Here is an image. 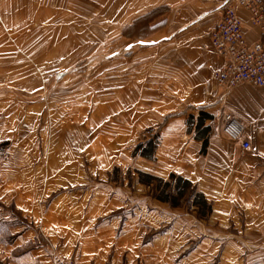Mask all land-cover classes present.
Segmentation results:
<instances>
[{"label": "rangeland", "instance_id": "1", "mask_svg": "<svg viewBox=\"0 0 264 264\" xmlns=\"http://www.w3.org/2000/svg\"><path fill=\"white\" fill-rule=\"evenodd\" d=\"M138 8V0H0V264H22L28 250L43 244L51 264H78L77 250L61 255L45 235L57 227L49 223L48 212L69 214L83 208L72 198L114 194L127 201L146 196L148 211L162 203L153 196L156 183L138 182L140 156L132 153L148 140L156 149L164 121L150 128L140 122L158 96L184 100L187 90L169 93V69L176 67L178 55L206 50L201 40L186 43L185 36L154 44L171 33L167 25L174 11L159 7L137 18L142 12ZM216 70L210 74L213 87L229 91L245 85H219ZM208 107L184 111L186 131L201 146L195 137L196 121L200 113L210 116L204 121L210 129L206 151L200 150V155H206L218 135L234 142L223 134V121L205 112ZM227 114L239 119L233 112ZM154 154L155 150L150 160ZM192 195L171 208L198 217ZM92 205L95 210L108 209L96 202L83 209L94 210ZM27 206L33 207L34 217L21 212ZM136 206L134 199L118 212ZM22 231L28 238L13 247Z\"/></svg>", "mask_w": 264, "mask_h": 264}, {"label": "crops", "instance_id": "2", "mask_svg": "<svg viewBox=\"0 0 264 264\" xmlns=\"http://www.w3.org/2000/svg\"><path fill=\"white\" fill-rule=\"evenodd\" d=\"M225 2L138 0L142 12L137 18L159 7L174 11L167 25L171 33L153 40L154 44L185 36L186 43L201 40L206 51L178 55L176 67L169 69V93L187 92L182 101L158 96L151 102L153 110H148L140 124L150 128L164 121L160 142L152 160L136 159V169L163 179L170 173L187 179L210 204V215L199 219L195 212L184 213L158 202L148 211L146 196L127 201L114 194L79 196L82 199L72 198L76 207L82 203L86 208L88 202H96L108 209L95 210L92 205L94 210L54 212L53 219L48 212L49 223L57 227L44 234L57 244L59 254L71 256L77 250L78 264H264V88L242 85L226 91L213 87L210 81L211 71L221 66V60L212 51L208 33L218 22ZM236 11L248 44L260 40L247 13L239 7ZM204 104L210 106L205 112L216 121L233 112L245 125L242 139L249 148L218 135L210 141L206 155H200V142L186 131L184 111ZM119 154L124 157L126 153ZM134 199L138 206L118 212ZM28 202L33 204L34 199L29 196ZM21 212L26 218L34 217L31 206ZM23 232L13 247H20L28 238ZM21 263L51 264L50 251L44 244L40 249H30Z\"/></svg>", "mask_w": 264, "mask_h": 264}, {"label": "built area", "instance_id": "3", "mask_svg": "<svg viewBox=\"0 0 264 264\" xmlns=\"http://www.w3.org/2000/svg\"><path fill=\"white\" fill-rule=\"evenodd\" d=\"M234 1L247 13L248 21L258 31L260 40L248 44L232 0H227L221 17L208 33L212 51L221 60V66L214 73V80L227 88L242 84L264 88V0ZM222 132L229 140L239 141L245 132V125L227 114L223 117ZM240 143L243 149L249 148L247 141L242 139ZM53 264L68 262L55 260Z\"/></svg>", "mask_w": 264, "mask_h": 264}, {"label": "trees", "instance_id": "4", "mask_svg": "<svg viewBox=\"0 0 264 264\" xmlns=\"http://www.w3.org/2000/svg\"><path fill=\"white\" fill-rule=\"evenodd\" d=\"M207 114L200 113L196 121V139L202 142L201 152L205 153L207 147L209 127L204 126L205 119H209ZM189 121H192V116H189ZM132 153L134 156L151 159L155 150V145L151 140H148L144 145H137ZM1 148V145H0ZM138 182L145 186H152L156 183L153 191L154 198L162 203H168L170 207H178L187 194H193L191 206L196 209L198 217L206 218L211 212V206L199 192H196L193 185L188 180L181 176L170 173L167 179L155 177L143 172H137ZM195 192V193H194Z\"/></svg>", "mask_w": 264, "mask_h": 264}]
</instances>
